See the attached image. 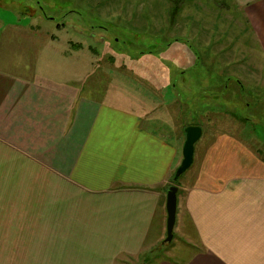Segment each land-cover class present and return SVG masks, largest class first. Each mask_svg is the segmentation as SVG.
I'll use <instances>...</instances> for the list:
<instances>
[{
  "label": "crops",
  "instance_id": "0c3cea01",
  "mask_svg": "<svg viewBox=\"0 0 264 264\" xmlns=\"http://www.w3.org/2000/svg\"><path fill=\"white\" fill-rule=\"evenodd\" d=\"M151 2L152 19L170 20L173 41L203 33L197 41L212 51H225L213 42L230 20L224 36L235 35L237 51L253 60L241 68H264V0H170V15ZM57 37L0 19V264H115L167 235L184 134L156 96L124 106L112 86L128 78L94 83L93 60L70 82L33 73ZM34 44L39 55L29 60ZM263 139L213 131L196 146L176 184V221L193 251L155 264H264Z\"/></svg>",
  "mask_w": 264,
  "mask_h": 264
},
{
  "label": "rangeland",
  "instance_id": "374dc122",
  "mask_svg": "<svg viewBox=\"0 0 264 264\" xmlns=\"http://www.w3.org/2000/svg\"><path fill=\"white\" fill-rule=\"evenodd\" d=\"M161 1L170 15V0ZM155 11L151 0H0V19L58 35L43 56L35 44L29 48V60L39 55L33 73L70 82L83 79L93 60L94 83L98 77H110L114 82L118 76L128 78L126 87L114 83L113 92L123 93L127 100L123 104L130 108H137L140 100L147 103L146 96L160 99L162 114L167 111L171 124L184 134L181 152L187 125L203 128L195 148L213 131L264 138V68H241L253 60L249 53L237 51L235 35L224 36V31L234 29L233 22L224 21L218 42H213L225 51H212L213 44L198 42L203 33L198 41L187 34L173 41L170 20L161 27L152 19ZM211 38L208 34V40ZM74 44L84 47L69 49ZM15 55L19 62L26 61L21 51ZM174 231L170 243L147 244L137 255H120L115 264L183 261L193 249L178 220Z\"/></svg>",
  "mask_w": 264,
  "mask_h": 264
},
{
  "label": "water",
  "instance_id": "95a60500",
  "mask_svg": "<svg viewBox=\"0 0 264 264\" xmlns=\"http://www.w3.org/2000/svg\"><path fill=\"white\" fill-rule=\"evenodd\" d=\"M185 143L183 147V159L176 169L173 180L176 183L180 176L193 164L195 157V145L202 137L203 128L199 125H187L184 129ZM178 186L172 184L167 193V235L161 242L162 244L170 243L174 237V228L176 224L177 207H178Z\"/></svg>",
  "mask_w": 264,
  "mask_h": 264
},
{
  "label": "trees",
  "instance_id": "16d2710c",
  "mask_svg": "<svg viewBox=\"0 0 264 264\" xmlns=\"http://www.w3.org/2000/svg\"><path fill=\"white\" fill-rule=\"evenodd\" d=\"M185 128V127H184ZM173 182H174V180H173ZM175 183V182H174Z\"/></svg>",
  "mask_w": 264,
  "mask_h": 264
}]
</instances>
